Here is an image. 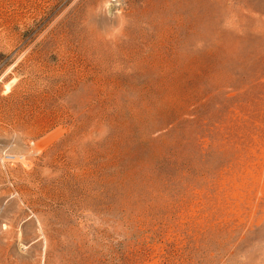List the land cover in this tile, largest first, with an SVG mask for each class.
Masks as SVG:
<instances>
[{
  "label": "rangeland",
  "instance_id": "rangeland-1",
  "mask_svg": "<svg viewBox=\"0 0 264 264\" xmlns=\"http://www.w3.org/2000/svg\"><path fill=\"white\" fill-rule=\"evenodd\" d=\"M0 264H264V0H0Z\"/></svg>",
  "mask_w": 264,
  "mask_h": 264
}]
</instances>
